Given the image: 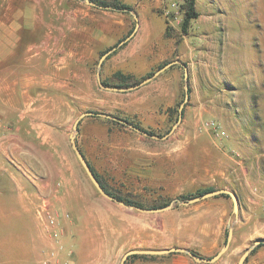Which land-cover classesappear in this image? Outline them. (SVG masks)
<instances>
[{
	"label": "crops",
	"instance_id": "1",
	"mask_svg": "<svg viewBox=\"0 0 264 264\" xmlns=\"http://www.w3.org/2000/svg\"><path fill=\"white\" fill-rule=\"evenodd\" d=\"M119 1L134 10L99 8L85 0H0V114L4 119L0 120V264H43L47 250L59 244L69 246L76 238L81 247L77 245L75 250L65 247L61 264L63 259H70V264L121 263L123 256L118 259L93 252L103 247L101 238L107 232L97 226L108 225L112 219L96 216L95 211L104 208L91 199L94 194L91 188L87 191L89 197L81 190L83 181L73 169L70 127L74 100L95 98V109L160 129L168 124L172 108L185 94V83L182 66L175 64L137 88L112 90L99 84L98 70L95 73L94 68L103 53L114 47L100 68L103 83L112 86H134L119 85L115 76L118 72L143 77L180 57V47L170 35L173 32L167 22L170 11L165 8L167 0ZM135 14L139 18L137 31L119 45L134 29ZM95 81L98 89L93 87ZM35 83L37 97L34 91L33 102L37 98V108L28 107L31 111L37 109L41 116L37 119V137L27 138L10 132L9 115L26 111L22 108L25 100L31 98ZM53 114L55 117L50 116ZM145 136L126 125L89 115L79 122L76 139L99 176L105 174L118 181L129 179L153 192L160 189L171 195L189 192L185 172L170 164L175 155L168 151L154 152L147 141L151 136ZM125 140L137 146L122 144ZM135 148L137 155L132 163L123 165L127 161L123 156L125 149L134 152ZM13 157L18 164L12 162ZM161 159L166 163L164 168L156 165ZM28 167L37 171L36 180L24 173L23 169ZM217 179L199 177L197 187L212 186L211 180ZM45 204L57 214L60 209L74 211L65 212L60 218V240L53 238L44 226L39 210ZM231 205L229 197L223 194L194 202L195 213L185 220V235L180 234L181 220L175 217L178 213L171 209L163 211L162 232L177 230L179 234L172 235L166 244L148 248L182 247L203 257L214 256L225 244L226 226L230 221L235 224L231 220ZM240 210V223L235 226L245 229L249 220L246 211L241 207ZM37 221L41 231H37ZM134 222L136 234L137 219ZM153 230L149 221L151 237ZM254 251L256 257H250L244 264H264V245ZM219 260L200 262L184 251H177L138 254L129 257L126 264H222Z\"/></svg>",
	"mask_w": 264,
	"mask_h": 264
},
{
	"label": "rangeland",
	"instance_id": "2",
	"mask_svg": "<svg viewBox=\"0 0 264 264\" xmlns=\"http://www.w3.org/2000/svg\"><path fill=\"white\" fill-rule=\"evenodd\" d=\"M167 3L165 8L170 10L167 22L173 32L170 35L180 47L178 51L180 57L176 59L185 61L189 67L190 98L184 108L181 122L167 138L145 137L148 146L154 148V152L168 151L175 155L176 158L170 164L174 169L185 172L187 188L190 191L171 195L163 189L148 191L130 182L129 179L118 181L105 174L99 177L110 191L139 202L144 205L143 207L167 205L177 198L190 199L197 196L199 191L210 187L208 184L197 187L199 177L207 179L218 177L217 180H211L212 187L234 190L239 196L240 207L246 211L249 220L245 229H237L235 224L240 223L241 210L238 215L232 212L233 202L229 197L232 204L231 220L235 224L230 221L226 226L225 242L230 227H233L234 237L229 250L219 262L225 264L229 261V264H237L242 253L258 238L255 236L258 234L255 233H264V0H181L178 9L171 6L172 0H167ZM191 4L198 15L190 20L184 30V18ZM175 10L179 12H173ZM94 69L96 73L99 70L98 65ZM182 70L184 75V67ZM149 75L151 74L138 77L136 84ZM183 81L186 85L185 77ZM92 84L94 89H98L97 81ZM34 91L37 97V83L31 89L29 101L25 100L22 109L26 111L9 115L11 133L16 132L19 136L27 138L37 137V119L41 115L37 114V109L29 110L30 106L35 105L37 108V98L33 102ZM184 97L185 94L172 108L170 120L164 128L159 129L146 122L142 123L144 125L139 121L131 122L150 133L165 135L176 123ZM74 103L73 125L85 111H103L95 109L97 105L95 98L75 99ZM50 116L55 117L54 114ZM0 120L4 121L1 114ZM211 122H215L217 128L209 126ZM73 125L70 127L72 131ZM128 142L129 140H125L122 144ZM130 144L137 146L135 142H129ZM125 150L123 156H126L127 161H123V165L132 163L131 160L137 155L136 148L134 152ZM72 153L73 169L80 174L83 181L81 190L89 197L87 191L91 188L94 193L91 199L104 208L96 210V216L112 219L108 225L97 226L100 229H107V232L101 238L103 247L94 249L95 254L103 257L116 256L120 259L130 249L160 246L166 244L172 235L179 234L177 230L162 232V212L149 213L131 209L102 195L89 178L74 149ZM156 165L164 168L166 163L161 159ZM28 168L37 174V178L39 177L37 171ZM182 195L187 198H182ZM193 205L194 203L189 205L176 203L171 208L178 213L175 217L181 220V235L186 234V218H191L195 213ZM65 212L74 211L60 209L59 218H62ZM149 221L153 223V237L149 236ZM41 230L42 226L37 221V231ZM73 238H76L75 235ZM78 239L76 238L69 246L61 244L63 248L59 253V261L65 250H75L77 245L81 247L82 243ZM254 252L247 261L250 257L251 259L256 257Z\"/></svg>",
	"mask_w": 264,
	"mask_h": 264
},
{
	"label": "water",
	"instance_id": "3",
	"mask_svg": "<svg viewBox=\"0 0 264 264\" xmlns=\"http://www.w3.org/2000/svg\"><path fill=\"white\" fill-rule=\"evenodd\" d=\"M87 3L94 5L96 7L99 8H104L103 5L97 3L96 1L93 0H85ZM135 19L136 21V25L134 27V29L132 30L131 34L126 37L124 40H122L119 45L123 44L125 41H127L131 36L134 35V33L137 31L138 27H139V21H138V16L137 14H135ZM116 47L107 50L105 53H103V55L101 56L100 60H99V70H98V79H99V83L102 87L104 88H108V89H112V90H127V89H133V88H137L140 87L144 84H146L147 82H149L150 80H152L153 78H155L156 76H158L161 72H163L164 70L168 69L169 67H171L172 65L175 64H180L182 67H184L185 73H184V77H185V97L184 100L182 101V103L180 104L179 107V116L178 119L176 121V123L174 124V126L172 127V129L170 130V132H168L165 135H157V134H153L150 133L149 131L143 129L142 127L134 124L133 122L129 121L128 119H125L123 117L117 116L115 114H111V113H107V112H103V111H85L83 113H81L79 115V117L76 119V121L74 122L73 125V131L70 134V141L72 144V147L78 157V159L80 160V162L82 163L85 171L87 172L89 178L91 179V181L93 182V184L95 185V187L99 190V192L104 195L105 197L123 205L126 207H129L131 209H136V210H140V211H144V212H150V213H155V212H163L165 210L171 209L173 208V206L176 203H179L181 205H189L191 203L200 201L202 199H205L207 197H211V196H216V195H220V194H228L232 200H233V213L238 215L239 211H240V200H239V196L238 194L231 189H225V188H219V189H214V190H210V191H206L200 195L194 196L190 199H186L183 200L181 198H177L175 200H173L171 203L167 204V205H163V206H159V207H141L139 205H135V204H127L125 201L118 199L117 197H115L114 195L110 194L109 192H107L105 190V188L103 187V185L101 184V182L99 181L97 175L95 174V172L93 171L91 165L89 164V162L87 161V159L85 158L84 154L82 153L81 149L79 148V145L77 143V134L79 131V122L81 121V119H83L85 116H89V115H93V116H100V117H104L107 119H111L114 121H117L119 123H122L142 134H145L147 136H151L154 138H158V139H165L169 136V134L179 125V123L181 122L183 115H184V108L190 98V92H189V87H188V82H189V67L187 65V63L181 59H174L171 61H168L167 63H165L164 65H162L161 67H159L153 74L149 75L148 77L144 78L143 80H141L139 83L135 84L134 86L131 87H120V86H107L103 83L102 79H101V72H100V68L102 67L103 61L105 60V58L115 49ZM234 237V230L233 227H230L228 230V236L226 239V242L224 244V246L222 247V249H220L214 256L207 258V257H203L201 255H199L198 253H196L195 251L188 249V248H182V247H171V248H165V249H130L128 250L122 257L121 259V263L120 264H125L127 259L129 258V256L134 255V254H147V255H162V254H168L171 252H177V251H184L187 254H189L191 257H193L196 261H205V262H216L217 260H219L230 248L232 240ZM264 243V237H258L257 239H255V241L253 242V244L248 247L240 256L237 264H244L248 257L251 255V253L254 251V249L260 245Z\"/></svg>",
	"mask_w": 264,
	"mask_h": 264
},
{
	"label": "built area",
	"instance_id": "4",
	"mask_svg": "<svg viewBox=\"0 0 264 264\" xmlns=\"http://www.w3.org/2000/svg\"><path fill=\"white\" fill-rule=\"evenodd\" d=\"M180 2L181 0H172L171 6L175 9H178ZM169 16H170V11L167 12V17ZM210 125L213 126L214 128H217V125L215 122L209 123V126ZM11 160L13 163L18 164V162L16 161L14 157ZM23 171L32 180L37 179L36 173L32 171L31 169L24 168ZM263 211H264V205H263ZM39 214L41 218L43 219L44 226L47 232L56 240H60L59 237L61 235V222H60L59 215L55 211L50 209L47 204L40 207ZM62 248L63 246L59 244L58 246H55L47 250L46 251L47 256L44 258L43 264H61V262L59 261V253ZM62 264H70V259H65L62 262Z\"/></svg>",
	"mask_w": 264,
	"mask_h": 264
},
{
	"label": "trees",
	"instance_id": "5",
	"mask_svg": "<svg viewBox=\"0 0 264 264\" xmlns=\"http://www.w3.org/2000/svg\"><path fill=\"white\" fill-rule=\"evenodd\" d=\"M93 1H96L97 3L103 5L105 9H113V10H119V11H124V12H131V11L134 10V8L132 6H130V5L126 4V3H123V2H121L119 0H93ZM190 6H191L190 10L187 11L186 17L184 18V24H183L184 30H186V28L188 27V24H189L190 20L192 18H195L198 15V13L196 11H194V7H192L193 5L191 4ZM150 74H152V73H150ZM115 76L120 80V84L119 85H123V84L130 85V84H136V82H137V78L133 77L132 75H125V74H123L121 72H118ZM104 84H108V82L104 81ZM189 91H190V89H189ZM109 120H111V119H109ZM111 121L114 122V123H117V124H122V123H119V122L114 121V120H111ZM134 124H136V123H134ZM122 125H124V124H122ZM136 125H138V124H136ZM93 171H94V169H93ZM95 174L97 175L99 181L101 182V184L103 185L105 190L107 192H109L110 194L114 195L115 197H117L120 200L125 201L127 204H135V205H139L141 207L144 206L143 204H141L139 202H136V201H134L132 199H127L126 197H123L121 195H117L116 193L110 191L106 187L104 182L101 180L99 175L96 172H95ZM214 189H216V188L212 187V186L207 187V188L203 189L202 191H199L198 195H200V194H202V193H204L206 191H210V190H214ZM223 195L230 197L228 194H223ZM182 198H187V196L182 195ZM152 207H156V206H152ZM262 245H264V243H262V244H260L258 246H262ZM137 255L138 254H134V255H131L129 257L137 256Z\"/></svg>",
	"mask_w": 264,
	"mask_h": 264
}]
</instances>
